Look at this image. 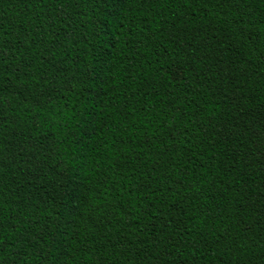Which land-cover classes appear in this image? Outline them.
<instances>
[{"label": "trees", "instance_id": "obj_1", "mask_svg": "<svg viewBox=\"0 0 264 264\" xmlns=\"http://www.w3.org/2000/svg\"><path fill=\"white\" fill-rule=\"evenodd\" d=\"M0 264H264V0H0Z\"/></svg>", "mask_w": 264, "mask_h": 264}]
</instances>
